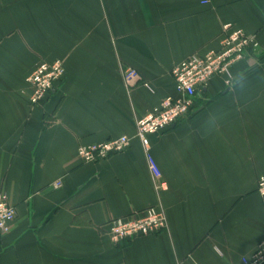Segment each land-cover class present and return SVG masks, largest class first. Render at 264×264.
<instances>
[{"label": "crops", "instance_id": "1", "mask_svg": "<svg viewBox=\"0 0 264 264\" xmlns=\"http://www.w3.org/2000/svg\"><path fill=\"white\" fill-rule=\"evenodd\" d=\"M233 24L257 50L213 77L190 117L151 135L157 191L137 121L178 96L172 69L220 48ZM65 62L38 105L29 75ZM135 68L153 88L128 87ZM127 135L99 163L82 145ZM264 0H0V194L16 207L0 264H234L264 239ZM61 182L58 188L55 183ZM163 208L168 228L113 243L107 223Z\"/></svg>", "mask_w": 264, "mask_h": 264}, {"label": "built area", "instance_id": "2", "mask_svg": "<svg viewBox=\"0 0 264 264\" xmlns=\"http://www.w3.org/2000/svg\"><path fill=\"white\" fill-rule=\"evenodd\" d=\"M201 5H210L212 0H198ZM260 43L256 37L243 29L229 23L224 25L220 48L205 55L193 54L176 65L172 77L178 96H169L154 107L150 113L137 121L136 138L142 143L153 176L157 191L167 189V183L162 172L150 153L151 135L163 132L191 116L194 108V98L203 91L210 80L216 76L232 77L233 66L244 60L250 50H257ZM65 62L58 59L52 63L42 62L27 78L31 89L30 101L33 105L44 102L56 85L62 83L65 77ZM125 84L135 86L138 82L153 91L150 82L143 81L142 75L133 67L123 72ZM132 138L127 135L111 138L102 143L82 145L77 151L78 158L84 163H99L113 155L126 151ZM61 182L55 183L58 188ZM257 192L264 196V176L258 179ZM17 218L16 207L5 194H0V242L13 230ZM168 228V218L165 210L159 206L146 208L140 215L119 217L107 223L110 240L119 244L141 236L160 233ZM234 264H264V239L250 256H244L239 263Z\"/></svg>", "mask_w": 264, "mask_h": 264}]
</instances>
